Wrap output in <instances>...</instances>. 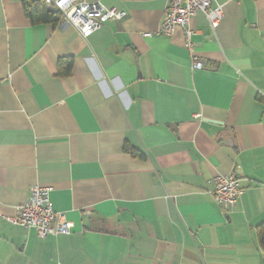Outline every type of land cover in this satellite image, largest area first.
Here are the masks:
<instances>
[{
    "label": "crops",
    "instance_id": "0c3cea01",
    "mask_svg": "<svg viewBox=\"0 0 264 264\" xmlns=\"http://www.w3.org/2000/svg\"><path fill=\"white\" fill-rule=\"evenodd\" d=\"M87 1L127 17L84 39L0 0V264H263L264 0H216L192 49L159 33L169 0ZM231 173L226 213L210 181ZM37 185L70 235L7 221Z\"/></svg>",
    "mask_w": 264,
    "mask_h": 264
},
{
    "label": "built area",
    "instance_id": "2783aa9c",
    "mask_svg": "<svg viewBox=\"0 0 264 264\" xmlns=\"http://www.w3.org/2000/svg\"><path fill=\"white\" fill-rule=\"evenodd\" d=\"M47 7H52L61 14L62 21L70 24L76 32L87 39L107 22H120L127 17L125 11L107 8L99 3L87 0H42ZM204 14L211 28L216 30L223 18V7L216 0H169L165 18L159 31L163 36L171 37L181 29L186 38V46L192 49L194 31L190 26L192 18ZM148 37L150 34L146 33ZM194 70L203 69V63L193 57ZM211 192L217 206L224 212L232 211L244 190L235 173L228 176H217L210 181ZM52 188L40 185L31 188L29 200L17 208V215L8 218L12 225L33 229L41 239L49 236L70 235L71 228L65 216L56 212L51 206Z\"/></svg>",
    "mask_w": 264,
    "mask_h": 264
},
{
    "label": "trees",
    "instance_id": "16d2710c",
    "mask_svg": "<svg viewBox=\"0 0 264 264\" xmlns=\"http://www.w3.org/2000/svg\"><path fill=\"white\" fill-rule=\"evenodd\" d=\"M24 9L27 16L30 18L33 24L42 23H53L57 24L62 22L61 14L56 12L54 14L49 13L47 10V5L42 0H25ZM72 62L67 59L66 61H60L59 69L60 75L65 76L70 72ZM259 244L263 252L264 258V223L260 226L259 230ZM264 264V261H263Z\"/></svg>",
    "mask_w": 264,
    "mask_h": 264
},
{
    "label": "water",
    "instance_id": "95a60500",
    "mask_svg": "<svg viewBox=\"0 0 264 264\" xmlns=\"http://www.w3.org/2000/svg\"><path fill=\"white\" fill-rule=\"evenodd\" d=\"M47 10H48L49 13H52V14H54V13L57 12V11L54 10L52 7H47Z\"/></svg>",
    "mask_w": 264,
    "mask_h": 264
}]
</instances>
